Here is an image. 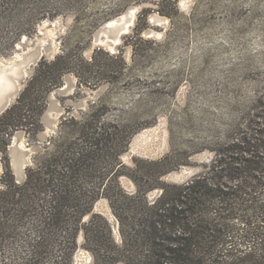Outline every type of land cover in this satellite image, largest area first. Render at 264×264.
Wrapping results in <instances>:
<instances>
[{
	"label": "rangeland",
	"instance_id": "rangeland-1",
	"mask_svg": "<svg viewBox=\"0 0 264 264\" xmlns=\"http://www.w3.org/2000/svg\"><path fill=\"white\" fill-rule=\"evenodd\" d=\"M113 1L103 0L92 13L103 11ZM137 1L102 23L92 35L86 27L76 24L72 14L43 20L7 50L9 55L0 54V76H5L0 103H9L7 109H1L0 117L20 97L42 59L53 61L67 53L73 60L71 71L49 93L40 113L42 131L37 134L38 141L32 144L29 133L18 130L12 135L7 152H0V192L7 189L3 180L12 178L18 185L26 181L34 158L45 152L44 145L51 137L59 135L65 117L79 121L94 113L111 122L132 113L139 124L145 125L120 157L123 167L119 185L129 196H143V191L157 186L146 193L151 204L162 195V183L182 185L206 174L216 150H223L238 130L254 133L250 119L264 102V1L177 0L178 12L172 18L156 10L164 0ZM165 6L171 11V3ZM145 9H153L141 34L149 42L139 45L136 57L130 37ZM194 9L197 17L193 20ZM127 16L131 17L130 22L118 34L119 42L113 44L114 32L102 28ZM36 52L31 64L22 68L20 74H13L18 61ZM115 55L121 56L116 63L111 59ZM94 62L96 66H92ZM108 66H112V71ZM85 72L91 77L90 83L81 87ZM39 95L43 99L44 94ZM75 138L70 137L64 147ZM161 161L164 163L158 165ZM171 167L175 170L158 177ZM2 207L1 219L19 225L14 213L5 220L10 207ZM95 214L108 221L115 241L121 244L120 222L107 198L94 204L82 224L87 225ZM8 227L5 224L3 232L9 231ZM87 235L84 229L76 234L71 264H95ZM1 238L2 252L13 258L25 257L27 251L21 239L26 236L17 235L7 241ZM56 252L60 254V249ZM56 263L57 260L49 264Z\"/></svg>",
	"mask_w": 264,
	"mask_h": 264
},
{
	"label": "trees",
	"instance_id": "trees-1",
	"mask_svg": "<svg viewBox=\"0 0 264 264\" xmlns=\"http://www.w3.org/2000/svg\"><path fill=\"white\" fill-rule=\"evenodd\" d=\"M102 2L0 0V54L9 55L7 50L43 20L72 14L76 24L86 27L92 35L102 23L139 1L115 0L103 11L92 13ZM164 2L171 3V11L165 3H158L156 10L172 18L178 12L177 0ZM152 10H143L134 36L130 37L136 57L139 45L149 42L141 34ZM196 17L194 9L191 19ZM111 59L116 63L121 56ZM72 63L67 53L53 61L39 62L20 97L0 117V152H7L18 130L29 133L32 144L38 141L37 134L42 131L40 113L49 93L71 71ZM89 76L80 82L81 87L90 83ZM250 122L255 126L254 133L238 130L229 139L231 144L216 150L206 174L182 185L162 183V195L151 204L146 193L157 186L143 191V196H129L119 185L123 167L120 157L145 125L139 124L132 113L111 122L94 113L79 121L65 117L59 135L51 137L44 145L45 152L34 158L26 181L18 185L12 178L3 180L7 189L0 192V209L8 205L10 212L5 220L14 213L20 223L11 225L0 217V237L7 241L17 235L26 236L20 239L27 252L25 257L13 258L2 252L4 245H0V264H49L56 260V264H71L80 229L88 234L95 264H264V102ZM73 135L75 141L64 147ZM161 163L164 161L157 164ZM173 170L175 167L161 171L158 177ZM102 197L109 200L120 222L121 244L100 215L82 224V218ZM5 224L10 227L3 232ZM58 248L60 254L56 252Z\"/></svg>",
	"mask_w": 264,
	"mask_h": 264
},
{
	"label": "water",
	"instance_id": "water-1",
	"mask_svg": "<svg viewBox=\"0 0 264 264\" xmlns=\"http://www.w3.org/2000/svg\"><path fill=\"white\" fill-rule=\"evenodd\" d=\"M128 16H130V15H128ZM128 16L125 19H121L120 18V19H118L116 21L108 22L107 24H105L103 26L102 30L110 31L112 33L114 32L115 35H114V37L111 40L113 44H116V43L119 42L118 34L126 30L127 23L130 22V18H131V17H128ZM116 24H117V27H116V29H114V26ZM36 57H37V52L33 53V54H30L29 56L24 57V59L22 61H18V63H16L17 69H16V71L13 72V74H16V75L20 74L21 69L26 67L28 64H31L36 59ZM8 77H9V75H8ZM8 106H9L8 101H6V100L4 102L2 101L0 103V111H1V109L3 107H5V108L7 107L8 108ZM17 150H20V148L18 147ZM24 152L27 153V151H24ZM25 162L26 161L20 162V164L17 166L18 170L20 168H22V165H24Z\"/></svg>",
	"mask_w": 264,
	"mask_h": 264
},
{
	"label": "bare ground",
	"instance_id": "bare-ground-1",
	"mask_svg": "<svg viewBox=\"0 0 264 264\" xmlns=\"http://www.w3.org/2000/svg\"><path fill=\"white\" fill-rule=\"evenodd\" d=\"M4 78H5V76L3 77V76H0V90H1V88H2V84L4 83Z\"/></svg>",
	"mask_w": 264,
	"mask_h": 264
}]
</instances>
